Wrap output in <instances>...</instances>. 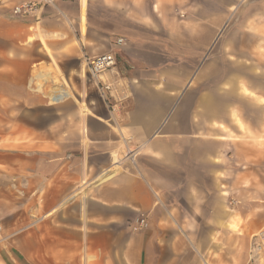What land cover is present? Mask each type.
<instances>
[{"label":"crops","instance_id":"crops-1","mask_svg":"<svg viewBox=\"0 0 264 264\" xmlns=\"http://www.w3.org/2000/svg\"><path fill=\"white\" fill-rule=\"evenodd\" d=\"M21 1L0 2V264H224L241 242L245 262L264 229V0L13 17ZM110 49L115 112L84 65ZM126 138L141 149L118 165Z\"/></svg>","mask_w":264,"mask_h":264},{"label":"built area","instance_id":"built-area-1","mask_svg":"<svg viewBox=\"0 0 264 264\" xmlns=\"http://www.w3.org/2000/svg\"><path fill=\"white\" fill-rule=\"evenodd\" d=\"M4 0H0L2 2ZM66 1V0H63ZM56 0H23L15 4L11 9L13 17H37L46 5L55 6ZM122 37L115 39V44L123 42ZM85 68L93 82L97 92L107 107L108 111L115 112L120 109L122 96L118 94L116 81L110 76V72L116 65V57L113 49L85 59ZM139 146L129 144V139L123 141L120 155L116 159L118 165L133 163L140 152ZM147 226L145 217H137L132 225L133 231H140ZM246 264H264V229L251 234L248 239Z\"/></svg>","mask_w":264,"mask_h":264},{"label":"rangeland","instance_id":"rangeland-1","mask_svg":"<svg viewBox=\"0 0 264 264\" xmlns=\"http://www.w3.org/2000/svg\"><path fill=\"white\" fill-rule=\"evenodd\" d=\"M30 45L31 48H33L34 50H38V52H40V46H45V43L43 40H35V39H32L29 41L28 43ZM86 70V69H85ZM51 103H53L52 101H50ZM47 103V102H46ZM46 108V106H44ZM49 107V106H47ZM48 109V108H46ZM45 110V109H44ZM48 110H51V109H48ZM46 110V111H48ZM45 112V111H44ZM48 117H44L46 120H51V117H49V115H46ZM118 169H121V167ZM140 217V215H139ZM144 217V216H143ZM239 221L241 222L242 220L239 219ZM241 227L243 226L242 225V222H241ZM240 226L238 224V222H236V224L234 223L233 226H232V230L239 236V237H247V233L246 231H244L243 229H240ZM141 231V230H140ZM249 239V238H248ZM247 246H248V243H247ZM236 250H237V253L238 254H235L236 256L233 258L231 256H225V260L228 259L229 262H226L224 264H246V259H245V262H243V259H244V254H245V242H241L237 247H236ZM189 253V256L190 258L192 259H195L194 261H191V262H188L189 264H213L212 261H208V260H205V258H201V256H196L194 255V253ZM200 257V258H199ZM215 257V256H214ZM189 258V257H188ZM246 258H247V247H246ZM143 264H147L146 262H144Z\"/></svg>","mask_w":264,"mask_h":264},{"label":"bare ground","instance_id":"bare-ground-1","mask_svg":"<svg viewBox=\"0 0 264 264\" xmlns=\"http://www.w3.org/2000/svg\"><path fill=\"white\" fill-rule=\"evenodd\" d=\"M84 111V110H83Z\"/></svg>","mask_w":264,"mask_h":264}]
</instances>
